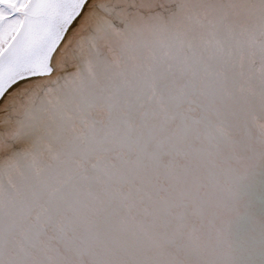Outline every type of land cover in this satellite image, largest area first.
I'll use <instances>...</instances> for the list:
<instances>
[{"label":"snow or ice","instance_id":"1","mask_svg":"<svg viewBox=\"0 0 264 264\" xmlns=\"http://www.w3.org/2000/svg\"><path fill=\"white\" fill-rule=\"evenodd\" d=\"M0 264H264V0H0Z\"/></svg>","mask_w":264,"mask_h":264}]
</instances>
